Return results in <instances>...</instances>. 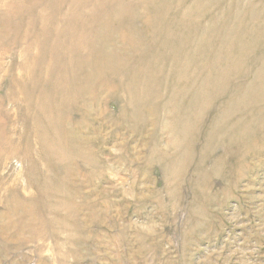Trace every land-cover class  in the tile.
Masks as SVG:
<instances>
[{
  "label": "rangeland",
  "instance_id": "obj_1",
  "mask_svg": "<svg viewBox=\"0 0 264 264\" xmlns=\"http://www.w3.org/2000/svg\"><path fill=\"white\" fill-rule=\"evenodd\" d=\"M0 264H264V0H0Z\"/></svg>",
  "mask_w": 264,
  "mask_h": 264
}]
</instances>
